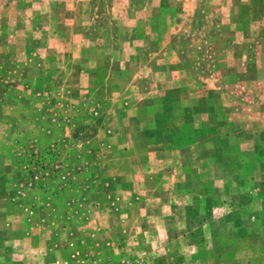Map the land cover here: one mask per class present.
Wrapping results in <instances>:
<instances>
[{"label":"rangeland","instance_id":"rangeland-1","mask_svg":"<svg viewBox=\"0 0 264 264\" xmlns=\"http://www.w3.org/2000/svg\"><path fill=\"white\" fill-rule=\"evenodd\" d=\"M177 3L56 1L45 15L42 2L0 0V42L55 77L12 83L0 264H264V79L235 81L205 0L195 22L158 25L155 11ZM44 86L47 131L15 132L42 122Z\"/></svg>","mask_w":264,"mask_h":264},{"label":"crops","instance_id":"crops-1","mask_svg":"<svg viewBox=\"0 0 264 264\" xmlns=\"http://www.w3.org/2000/svg\"><path fill=\"white\" fill-rule=\"evenodd\" d=\"M25 1L29 3L33 1L42 2L43 8H44L43 9L44 14L47 13V15L53 11V5H51L52 2L59 1V3H62V6H64L63 9H66V10L69 8L67 4L68 2H72V3L74 1L79 2V0H25ZM63 3H65V5ZM194 3H195V0H191V2H188V3H185V0H178L177 7H176L177 12L175 15L174 13L170 14L169 11L165 8H163L162 11L160 9H158L159 11L156 10L154 17L156 19L158 18L157 24L160 25L158 23V21H160L161 26L163 25L162 27L166 30H168L171 27H176V29L179 30L184 27V24L187 21L195 22V20L197 19L196 17H199V15L197 14V12L193 11V13L191 14L189 11L190 8H194L193 7ZM205 3H209L212 9L215 10V15L211 16V12L207 11L205 13V17L207 18L214 17L216 20L220 21V24L217 23V25L220 28L219 32L221 33V30H222V33L227 34L224 39L225 41H223V39L220 38L223 41V43H225V47H223V53L225 52L223 54V58L225 59L223 60H227L228 67L231 69V72L236 74V77L234 78L236 79L235 81H239L238 78H240V80H251L253 82L262 81V79H264V75L260 74L259 62L261 61V63L264 64V34H263L264 33V27H263L264 26V0H205ZM164 24L166 27L164 26ZM48 29L50 31L52 30L50 23H49ZM228 43L231 44V47H228ZM254 43H256V47L253 48L254 51L256 50L254 54L244 53L243 55V53H241L240 50L238 51V48H237L238 46L241 49L242 47L245 46L244 44L254 45ZM16 46H17V43H7L6 44L3 42H0V130L1 129L6 130L8 127L5 124L8 119L5 116L6 108L11 109L14 120H15L16 115L20 113V110L16 109L17 100L19 97L18 93L15 97L13 95V85L17 83L18 80L21 79L22 81L31 82V80L34 81L36 78L43 77L42 79H44L45 82L51 83L52 81H54V78H55L53 75L45 71L46 67L43 70V74L37 75L34 72V67L32 65V62H24V63L18 64L19 62L17 61V59L15 60L13 57L14 55L13 51L16 48ZM46 47H47V51H52L51 43H49ZM4 49H7L9 51L8 52L9 57L8 56L4 57L2 53ZM228 49L230 50L227 52ZM238 52H240L241 58L242 57L250 58L249 61L248 59L246 61L247 68L245 71L252 70L253 68H255V74L246 73L248 77L249 75H252L251 77H249L250 79L240 77V76L245 75L244 71H242L241 73L237 72L236 67L238 66V63L234 61V58L237 57ZM230 58L233 59L231 62L229 61ZM232 69H235V70H232ZM19 76H24V77L20 78ZM228 80H230V77ZM5 82H9L10 87L7 88L6 85L4 84ZM12 83L14 84L12 85ZM260 86L262 87L264 86V84L259 85V88ZM45 89L47 90L50 89V86L45 87ZM48 93H50V90H48L47 92H43L44 94L43 96L44 99L42 100L43 108L41 106V108L43 109L42 122L37 124L34 121L38 117L34 118L33 120L29 118L28 120L29 128L27 130L25 128L26 122H20L16 120L15 124H12L13 127L15 128V132L17 131L16 128H18V130L21 132V135L24 134L23 131L25 130L28 131V133L31 132L33 130L32 129L33 122L35 126V129H34L35 131H41L40 129H42L44 132L47 131V127H49L50 124L52 123L50 94ZM37 94L39 95L38 98H40V93H37ZM46 95H48V98H46ZM33 101L35 100L33 99ZM28 117H30V114ZM20 132H19V135H20ZM31 136L33 137L34 134H31ZM2 143H3V137L0 138V145ZM3 149L4 147H2V149L0 150V160H1V154L3 153V151H5ZM1 193H3V191Z\"/></svg>","mask_w":264,"mask_h":264},{"label":"built area","instance_id":"built-area-1","mask_svg":"<svg viewBox=\"0 0 264 264\" xmlns=\"http://www.w3.org/2000/svg\"><path fill=\"white\" fill-rule=\"evenodd\" d=\"M62 179H65V176H62ZM107 264H109V263H107Z\"/></svg>","mask_w":264,"mask_h":264}]
</instances>
